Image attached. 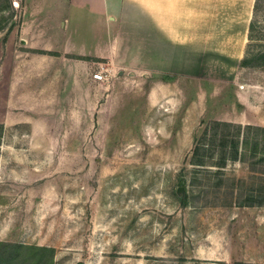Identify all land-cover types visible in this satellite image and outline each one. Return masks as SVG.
<instances>
[{
	"label": "rangeland",
	"instance_id": "374dc122",
	"mask_svg": "<svg viewBox=\"0 0 264 264\" xmlns=\"http://www.w3.org/2000/svg\"><path fill=\"white\" fill-rule=\"evenodd\" d=\"M88 1L76 8L80 26L102 33L104 3ZM22 7L0 0L2 38ZM252 20L244 58L256 66L240 62L233 78L156 77L140 99L128 74L124 102L76 105V143L33 140L22 125L0 130V242L25 245L15 264H225L263 253L264 204L242 203L264 195V134L251 135L260 147L245 146L235 163L218 167L217 149L205 166L191 162L208 123L264 129V1ZM73 148L76 158H63Z\"/></svg>",
	"mask_w": 264,
	"mask_h": 264
},
{
	"label": "crops",
	"instance_id": "0c3cea01",
	"mask_svg": "<svg viewBox=\"0 0 264 264\" xmlns=\"http://www.w3.org/2000/svg\"><path fill=\"white\" fill-rule=\"evenodd\" d=\"M10 1L23 3L22 21L0 33V125L25 126L33 140L76 143V105L92 107L104 95L107 106L124 102L128 74L136 77L140 99L156 77L233 78L256 0H200L199 9L177 0H89L94 7L104 3L109 25L102 33L81 28V0ZM100 70L108 82L93 79ZM66 156L76 158V148ZM225 264H264V251Z\"/></svg>",
	"mask_w": 264,
	"mask_h": 264
},
{
	"label": "trees",
	"instance_id": "16d2710c",
	"mask_svg": "<svg viewBox=\"0 0 264 264\" xmlns=\"http://www.w3.org/2000/svg\"><path fill=\"white\" fill-rule=\"evenodd\" d=\"M5 1L9 3V0ZM263 1L264 0L255 1L253 19L257 16L258 9L262 5ZM7 9L11 10L10 6L4 8V10ZM252 27L253 20L250 24V31ZM240 66L242 68L255 67L256 65L254 64V58L247 55L241 61ZM1 129H3V126L0 125V130ZM259 132L264 134V129L256 128L252 125L243 126L223 121H214L208 123L205 127L203 135L201 137L195 138L191 162L196 166H205L206 151L217 149V152H219L218 162L216 163L218 167L227 165L228 162L235 163L241 158L246 157V154L242 152L245 146L247 147L252 144L251 149L253 150H257L260 147V143L258 141L251 143V135ZM206 141H209V150L206 149ZM258 191L263 193V189ZM256 198H258V200ZM263 204L264 195L260 194L259 196L254 197L253 193L244 199L242 206L255 207L262 206ZM23 249H25V245L0 242V264H15L18 259L24 258L25 255L21 252ZM29 250L32 253L36 252V255H40V253L42 254L47 249L30 248ZM32 253H30L31 257L34 255H32ZM24 261L27 260L23 259L22 262L25 263Z\"/></svg>",
	"mask_w": 264,
	"mask_h": 264
},
{
	"label": "built area",
	"instance_id": "2783aa9c",
	"mask_svg": "<svg viewBox=\"0 0 264 264\" xmlns=\"http://www.w3.org/2000/svg\"><path fill=\"white\" fill-rule=\"evenodd\" d=\"M14 7H19V3L17 2H14L13 3ZM108 72L107 71H103V70H100L96 73L93 74V79L99 83H106L108 82Z\"/></svg>",
	"mask_w": 264,
	"mask_h": 264
}]
</instances>
